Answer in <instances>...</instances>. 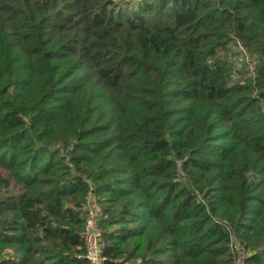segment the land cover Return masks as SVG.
<instances>
[{"label":"trees","instance_id":"obj_1","mask_svg":"<svg viewBox=\"0 0 264 264\" xmlns=\"http://www.w3.org/2000/svg\"><path fill=\"white\" fill-rule=\"evenodd\" d=\"M88 204L103 264H264V0H0V264Z\"/></svg>","mask_w":264,"mask_h":264},{"label":"built area","instance_id":"obj_2","mask_svg":"<svg viewBox=\"0 0 264 264\" xmlns=\"http://www.w3.org/2000/svg\"><path fill=\"white\" fill-rule=\"evenodd\" d=\"M86 222L84 238L88 264H103L105 257L102 249L103 230L100 224L99 209L93 204L84 207Z\"/></svg>","mask_w":264,"mask_h":264},{"label":"rangeland","instance_id":"obj_3","mask_svg":"<svg viewBox=\"0 0 264 264\" xmlns=\"http://www.w3.org/2000/svg\"><path fill=\"white\" fill-rule=\"evenodd\" d=\"M241 60H242V55H238V56L235 57V62L238 65V67H240V68L242 66V61Z\"/></svg>","mask_w":264,"mask_h":264}]
</instances>
